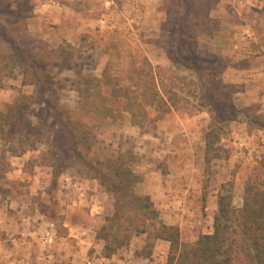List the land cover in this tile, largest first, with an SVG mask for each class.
<instances>
[{"label": "rangeland", "instance_id": "obj_1", "mask_svg": "<svg viewBox=\"0 0 264 264\" xmlns=\"http://www.w3.org/2000/svg\"><path fill=\"white\" fill-rule=\"evenodd\" d=\"M16 1L3 0L0 10L4 14L0 21L10 20ZM25 1H29V18H32L31 0ZM172 1L178 0H165L156 10H150L155 15H148V30L130 37L129 42L122 30L118 35L100 38L95 46L104 54L100 59L85 55V46L93 42L88 40L90 35L86 38L85 34H79L77 39L84 50L69 45L71 63L46 68L53 91L46 97L56 112L69 111L75 118L79 115L80 122L87 127L89 134L85 136L80 133L83 129L74 128V135L87 152V160L103 162L124 155L129 159L127 165L134 162L131 169L140 178L135 193L150 197L159 219L178 228L181 249H189L199 236L212 232L220 194L229 195L232 206L240 208L246 184L257 186L264 182V130L236 118L225 127L219 141L222 158L210 164L204 162L203 136L212 123V114L198 104L195 84L202 79L181 65L169 63L165 50L157 46L163 34L165 12L176 11ZM211 16L220 22L218 31L213 35L200 34L199 49L229 65L222 76L223 82L243 86V93L234 96L239 116L247 114L264 120V0H222ZM132 28L141 27L133 24ZM47 46L52 48L50 44ZM105 54L109 57L103 66ZM205 59L209 61L208 57ZM145 60L152 67V76L148 74ZM66 65L72 71L66 70ZM11 75L0 73V90L6 89L0 95V109L10 104L18 92H23L12 84L17 78L15 71ZM159 100H168L166 105L171 107L164 108ZM47 113V106L42 105L33 106L28 113V130L34 128L44 134L41 144L33 151L19 158L12 157L10 151L21 149L17 144L21 137L9 139L5 145L0 142V225L3 228L7 226L16 231L22 223L27 227V218L34 216V209H38L55 219L57 234L62 235L55 216L57 206L51 202L56 193L66 189L67 183L76 182H87L105 193L97 181L93 182L70 159L57 164L56 171L46 164L42 166L41 154L53 143V132L59 130L52 116L55 114ZM56 143L57 149L69 156V145L62 133ZM5 147L11 148L9 153L3 152ZM39 181L43 182L42 186ZM104 196L103 218L107 219L114 211L113 197L107 193ZM122 225H125L123 219L106 224L115 233ZM4 233L0 232L1 242L6 238ZM132 236L129 244L115 253L113 262L102 263H166V243L153 241L141 231ZM8 243L13 246L10 239ZM114 244L118 245L119 241Z\"/></svg>", "mask_w": 264, "mask_h": 264}, {"label": "trees", "instance_id": "obj_2", "mask_svg": "<svg viewBox=\"0 0 264 264\" xmlns=\"http://www.w3.org/2000/svg\"><path fill=\"white\" fill-rule=\"evenodd\" d=\"M173 4L176 11L173 14L168 10L165 12L166 20L161 26L163 34L157 41L159 45L156 44L165 50L169 63L181 65L197 79H202L195 84V90L199 107L206 108L212 114V123L203 136L204 162L210 164L223 156L219 141L229 123L240 118L251 127L264 130V120L247 114L239 116L234 96L243 93V86L223 82L222 76L229 65L198 47L200 34L213 35L218 31L220 22H216L211 13L217 9L219 0H178L172 1ZM28 8L29 1L17 0L9 14L10 20L0 21V73L7 72L11 76L13 70L18 68L22 71V86L33 87L31 94H18L12 104L0 110V142L5 145L9 139L21 137L17 141L21 149L10 151L12 157H21L33 151L41 144L44 134L34 128L28 130L30 109L33 106H47V114H55L52 116L59 130L53 132V143L41 154L42 166L46 164L56 171L57 164L65 158L70 159L72 164L82 167L90 179L97 181L104 192L113 197L114 211L111 217L105 219L106 224L120 219L125 221V225L116 233L112 226L107 227L106 224L97 232L96 238L104 243L105 258H110L127 246L132 235L141 231L153 241L168 244L165 264H264V182L257 186L246 184L240 208L232 206L229 195L220 194L212 232L199 236L191 248L181 249L178 228L168 226L159 219L149 196L135 193L134 188L140 178L131 169L134 162L127 165L129 159L124 155L103 162L87 160V152L74 135L76 127L83 129L80 133L84 136L89 134L87 127L80 122L79 115L75 118L69 111L56 112V107L48 103L46 97L47 93L53 92L50 88L51 76L46 68L70 64L72 54L67 49L70 47L65 44L50 49L46 43L29 38L26 34V22L31 14ZM3 14L0 10V16ZM144 64L152 76V67L146 60ZM66 70L72 69L67 66ZM103 76L106 78L105 74ZM155 100L153 98V102ZM159 101L164 108L171 107L166 105L168 100ZM90 112L98 115L94 109H90ZM39 116L40 112L37 118ZM61 133L69 145L67 157L56 147V139ZM10 144L12 146L14 143L11 141ZM10 149L5 147L3 152L9 153ZM37 163L40 164L39 161ZM109 231H113V234L110 235ZM120 234L122 236H118ZM116 240L119 241L118 245L114 244Z\"/></svg>", "mask_w": 264, "mask_h": 264}, {"label": "crops", "instance_id": "obj_3", "mask_svg": "<svg viewBox=\"0 0 264 264\" xmlns=\"http://www.w3.org/2000/svg\"><path fill=\"white\" fill-rule=\"evenodd\" d=\"M164 1L31 0L33 17L27 19L26 34L31 39L50 44L51 49L67 44L74 48L80 47L82 50L84 46L82 47L77 39L79 34H85L86 38L90 35L88 40L93 44L88 43L89 45L85 46V55L99 56L100 59L104 54L95 47L100 38L106 39V35L113 33L118 35L122 30L129 42L130 37L134 38L140 31L148 30V15H155V12L150 10L154 8L156 10ZM219 2L222 3V0ZM133 24L140 25L141 28L133 30L135 29L132 28ZM105 57L103 66L109 55ZM16 69L13 72L15 71L17 78L12 84L16 86L15 88L23 90L18 94H31L33 87L22 86V71ZM5 90H0V95H4ZM8 105L0 110H4ZM34 181H37L35 177ZM42 184L41 181L39 185ZM67 184L66 189L60 190L51 199L57 206L55 216L62 235L57 234L55 219L34 209L35 215L27 218V227L22 223L21 229L17 228L15 231L0 225V232H5L6 237L2 242L0 240V264H103L102 262L110 260L113 262L115 254L105 258L104 244L96 238L105 221L103 218L106 208L105 193L98 192V187L87 182ZM45 236L51 238V243L43 241ZM7 238L11 240L13 246L9 245Z\"/></svg>", "mask_w": 264, "mask_h": 264}, {"label": "built area", "instance_id": "obj_4", "mask_svg": "<svg viewBox=\"0 0 264 264\" xmlns=\"http://www.w3.org/2000/svg\"><path fill=\"white\" fill-rule=\"evenodd\" d=\"M43 241H44L45 243H51V238L48 237V236H45L44 239H43Z\"/></svg>", "mask_w": 264, "mask_h": 264}]
</instances>
